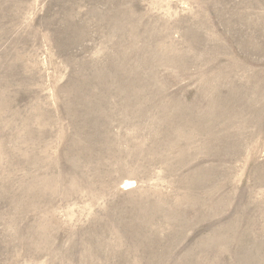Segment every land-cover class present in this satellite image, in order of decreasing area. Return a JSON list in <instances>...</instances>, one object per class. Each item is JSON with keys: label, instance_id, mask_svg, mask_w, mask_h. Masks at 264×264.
Returning a JSON list of instances; mask_svg holds the SVG:
<instances>
[{"label": "rangeland", "instance_id": "374dc122", "mask_svg": "<svg viewBox=\"0 0 264 264\" xmlns=\"http://www.w3.org/2000/svg\"><path fill=\"white\" fill-rule=\"evenodd\" d=\"M0 264H264V0H0Z\"/></svg>", "mask_w": 264, "mask_h": 264}]
</instances>
